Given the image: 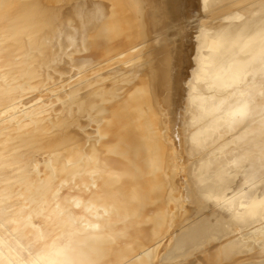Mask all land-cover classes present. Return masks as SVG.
<instances>
[{"label":"bare ground","instance_id":"bare-ground-1","mask_svg":"<svg viewBox=\"0 0 264 264\" xmlns=\"http://www.w3.org/2000/svg\"><path fill=\"white\" fill-rule=\"evenodd\" d=\"M0 264H264V0H0Z\"/></svg>","mask_w":264,"mask_h":264}]
</instances>
